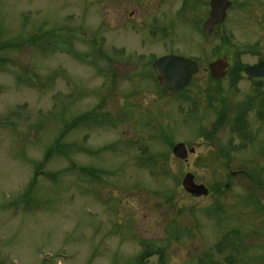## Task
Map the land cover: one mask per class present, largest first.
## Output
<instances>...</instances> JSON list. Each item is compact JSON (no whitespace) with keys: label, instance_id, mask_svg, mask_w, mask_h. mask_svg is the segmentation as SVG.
Segmentation results:
<instances>
[{"label":"rangeland","instance_id":"1","mask_svg":"<svg viewBox=\"0 0 264 264\" xmlns=\"http://www.w3.org/2000/svg\"><path fill=\"white\" fill-rule=\"evenodd\" d=\"M228 1L204 36L209 0H0V264H264V0Z\"/></svg>","mask_w":264,"mask_h":264},{"label":"water","instance_id":"2","mask_svg":"<svg viewBox=\"0 0 264 264\" xmlns=\"http://www.w3.org/2000/svg\"><path fill=\"white\" fill-rule=\"evenodd\" d=\"M231 3L227 0H210L208 18L202 26L205 35H210L217 25H221L226 17ZM228 65L222 58L208 66L210 77L214 81L221 80L225 76ZM154 74L158 78L161 90L168 96L182 92L190 83L194 75L198 73V66L192 60L169 55L157 59L153 63ZM248 78L264 79V61L243 69ZM194 149H186L183 144H176L172 148V155L180 161H186ZM192 175L187 174L181 182L187 193L196 197L207 195V190L202 185H195Z\"/></svg>","mask_w":264,"mask_h":264},{"label":"flooded vegetation","instance_id":"3","mask_svg":"<svg viewBox=\"0 0 264 264\" xmlns=\"http://www.w3.org/2000/svg\"><path fill=\"white\" fill-rule=\"evenodd\" d=\"M207 16H208V15H207ZM206 19H207V18H206ZM203 23H204V22H203ZM203 23H202V25H203ZM199 24H200V23H199ZM202 25H201V27H202ZM152 36H154V35H152ZM229 69H230V66H229L227 72L229 71ZM242 74H243V72H242ZM248 79H249V78H248ZM249 80H251V81L254 82L253 86H254L255 88L264 89V79H249ZM231 175L234 176V175H236V174L232 173ZM226 188H227V186H226ZM257 189H258V190L261 189L260 185H257Z\"/></svg>","mask_w":264,"mask_h":264},{"label":"trees","instance_id":"4","mask_svg":"<svg viewBox=\"0 0 264 264\" xmlns=\"http://www.w3.org/2000/svg\"><path fill=\"white\" fill-rule=\"evenodd\" d=\"M240 71H241V70H238V72H237V73H239ZM146 254L148 255L149 253H146ZM146 254H145V256H147ZM145 256H144V257H145ZM142 258H143V257H142Z\"/></svg>","mask_w":264,"mask_h":264}]
</instances>
